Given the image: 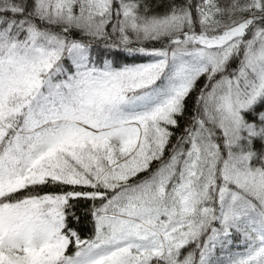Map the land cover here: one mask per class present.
Returning a JSON list of instances; mask_svg holds the SVG:
<instances>
[{"label":"snow or ice","instance_id":"6c2138e0","mask_svg":"<svg viewBox=\"0 0 264 264\" xmlns=\"http://www.w3.org/2000/svg\"><path fill=\"white\" fill-rule=\"evenodd\" d=\"M0 264H264V0H0Z\"/></svg>","mask_w":264,"mask_h":264}]
</instances>
